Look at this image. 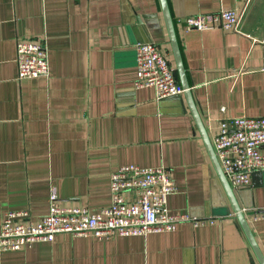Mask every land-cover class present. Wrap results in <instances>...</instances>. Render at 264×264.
<instances>
[{
    "label": "crops",
    "instance_id": "crops-1",
    "mask_svg": "<svg viewBox=\"0 0 264 264\" xmlns=\"http://www.w3.org/2000/svg\"><path fill=\"white\" fill-rule=\"evenodd\" d=\"M167 2L209 138L219 119L264 117V0ZM222 7L243 8L235 28H186L179 19ZM136 17L143 33L132 30ZM17 38L43 41L48 77L17 78ZM138 41L161 48L180 84L159 0H0V223L19 210L36 222L51 191L62 205L104 207L111 173L129 163L170 170L169 212L190 214L221 192L227 214H198L215 223L184 221L145 236L59 232L51 242L0 251V264H259L183 93L157 99L150 87L134 88ZM248 185L242 197L252 207L236 197L264 256V219H253L264 210V171Z\"/></svg>",
    "mask_w": 264,
    "mask_h": 264
},
{
    "label": "built area",
    "instance_id": "built-area-1",
    "mask_svg": "<svg viewBox=\"0 0 264 264\" xmlns=\"http://www.w3.org/2000/svg\"><path fill=\"white\" fill-rule=\"evenodd\" d=\"M242 11L243 8L222 7L214 12H198L179 19L186 28H235ZM134 51L135 89L150 87L157 99L183 93L175 68L155 42L138 41ZM15 62L18 79L50 75L47 49L42 40L17 38ZM210 140L231 187L248 185L254 172L264 171V117L219 119L217 132ZM109 189L110 203L98 209L62 205L56 193L51 191L48 211L36 222L28 220L27 210L5 213L0 223V251L51 242L59 232L104 239L170 232L184 221H190L193 226L215 223L211 217L169 212L167 198L176 190V185L170 170L163 165H121L111 173ZM261 218L264 219V210L253 215L254 220Z\"/></svg>",
    "mask_w": 264,
    "mask_h": 264
},
{
    "label": "water",
    "instance_id": "water-1",
    "mask_svg": "<svg viewBox=\"0 0 264 264\" xmlns=\"http://www.w3.org/2000/svg\"><path fill=\"white\" fill-rule=\"evenodd\" d=\"M160 2V6L163 12V16L165 19V24H166V28H167V32L169 35V40H170V44H171V49H172V53H173V57H174V61H175V67L177 70V75L180 81V84L182 86V88L184 89L183 91V95L187 104V107L194 119L195 125L197 127V130L202 138V141L205 145L206 151L208 153V156L211 160V163L214 167V170L216 172V175L218 177V180L221 184V187L223 189V192L225 194V197L227 199V201L229 202V205L231 207V209L233 210L236 218L238 219V222L253 250V253L255 255V257L257 258V261L259 264H264V256L254 238L253 233L251 232V229L249 227L248 222L246 221L244 214L241 210L240 204L237 200L236 197V193L237 195L240 197V199L242 200V204L243 206H245L246 208L252 207L251 203H249L248 199L247 202L245 200H243L242 197V193L243 194H247L248 193V198H249V192L245 189H248L249 185H245V186H241L238 187L240 189V191H234L233 188L230 186V184L228 183L223 170L217 160V157L215 155L211 140L208 136L207 130L205 128V125L200 117V114L197 110V107L195 106V103L192 99L191 96V92H190V88H189V84L187 82L186 79V74H185V69L183 67L182 61H181V55H180V51H179V46H178V42L176 39V35H175V29H174V24H173V20H172V16L170 14V10H169V6H168V2L167 0H159ZM135 23L133 25H135L134 27H132L133 32L136 34V30H138L140 33H143L142 31V27H141V23L138 17H136L134 19ZM132 26V25H131ZM143 39V38H142ZM137 40H141V38H137ZM136 40V41H137ZM226 202L223 199V196L221 194V192H219L218 195H215L211 198V200L209 201V205L206 203L205 206H201V207H195V208H191L190 209V216H196L198 214H207V215H225L227 214V209L225 207ZM200 211V213H199ZM202 211V212H201Z\"/></svg>",
    "mask_w": 264,
    "mask_h": 264
}]
</instances>
